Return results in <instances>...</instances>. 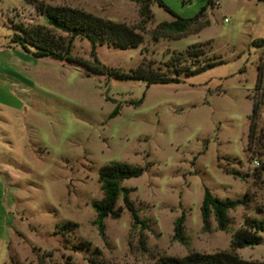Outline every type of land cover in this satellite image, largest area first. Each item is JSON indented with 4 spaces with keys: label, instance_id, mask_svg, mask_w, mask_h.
<instances>
[{
    "label": "rangeland",
    "instance_id": "obj_1",
    "mask_svg": "<svg viewBox=\"0 0 264 264\" xmlns=\"http://www.w3.org/2000/svg\"><path fill=\"white\" fill-rule=\"evenodd\" d=\"M162 1L184 18L206 7L207 23L181 37L154 39L157 23L175 19L155 1L151 20L138 27V0H0V264H152L163 255L229 250L244 217L262 216L264 43L253 42L264 39V0ZM39 3L136 26L142 36L136 47L96 44V57L109 67L129 71L150 62L166 71L194 43H202L204 59L215 63L178 81L148 85L36 56L34 46L27 43L26 50L12 40L18 30L11 24L38 27L57 39L67 35L46 22ZM90 50L87 38L74 39L73 56L90 61ZM114 161L144 167L121 181L144 223L133 222L120 194L119 215L105 217L100 234L92 207L102 197L98 170ZM204 187L243 201L228 211L225 230L212 215L206 226L202 221ZM181 213L180 241L174 222ZM67 221L76 226L57 232ZM260 235L259 244L234 251L264 263Z\"/></svg>",
    "mask_w": 264,
    "mask_h": 264
},
{
    "label": "trees",
    "instance_id": "obj_2",
    "mask_svg": "<svg viewBox=\"0 0 264 264\" xmlns=\"http://www.w3.org/2000/svg\"><path fill=\"white\" fill-rule=\"evenodd\" d=\"M157 2L158 5L173 14V12L163 3L162 0H138V13L140 19L138 27H142L144 23L152 18L150 3ZM208 4L211 0L207 1ZM203 7L195 16L184 18L175 16L171 21H161L151 30V36L154 39L164 36L176 35L175 38L181 37L187 33L188 29L194 28L198 31L204 24L206 19H202L205 15ZM36 9L43 15L46 22L56 30L67 33L66 39H57L46 32H42L38 27H24L20 24H11L13 30L12 40L20 42L24 49H28L27 43L35 47L33 51L36 56L49 55L53 58L64 59L70 62H76L84 66L88 72L105 74L109 77L117 79L137 78L143 79L148 85L152 83H168L178 81V76L182 73H193L212 66L215 61L205 60V50L203 52L202 43H194L187 46L184 51L178 53L182 58L177 60L173 57L172 62L167 66L166 71L154 69L150 62L146 65L141 62L129 71H123L119 68L109 67L101 63L96 57V44L111 45L116 48L125 49L136 47L142 42L141 34L136 30V26L117 22L110 19L94 15L82 8L71 7L61 4H43L36 5ZM87 38L91 44L90 57L91 60H83L80 57L71 54V47L76 37ZM26 38V39H25ZM28 40V41H25ZM255 45L264 43V39H257L253 42ZM202 59V61H200ZM170 60V61H171ZM194 65V67H192ZM259 80V75H258ZM137 100L135 103H140ZM257 100L252 101L250 117L256 114ZM119 112V104L109 113L112 118ZM253 129V121L250 119L248 127V137L250 138ZM144 167L133 166L125 162L114 161L103 164L98 170V181L102 190V197L98 201L92 202L96 216L93 223L97 226L100 234H103V220L107 216L117 217L121 210L116 207V200L121 194L124 206L130 212L134 223H144L138 211L129 198L130 188L121 185V181L125 178L138 176L143 172ZM243 203L239 199L219 198L212 194L207 187H204L203 196L200 204L201 218L206 226L210 215L216 221L219 230H225L229 223L228 211L237 205ZM184 214L181 213L174 222V238L183 239L182 226ZM76 226L75 222H63L57 227V232H65L72 230ZM260 233H264V212L262 216H245L244 223L241 227L233 231L231 236V249L218 250L212 253L189 252L183 256H160L152 264H264L263 262L248 260L240 257L234 249L244 246H254L261 242ZM97 251V250H96ZM92 264H105L99 261H93Z\"/></svg>",
    "mask_w": 264,
    "mask_h": 264
}]
</instances>
